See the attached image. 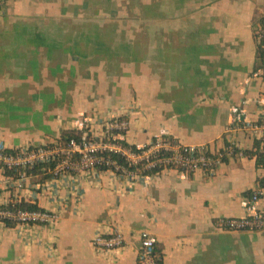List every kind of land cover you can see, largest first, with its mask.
Segmentation results:
<instances>
[{
	"label": "crops",
	"instance_id": "obj_1",
	"mask_svg": "<svg viewBox=\"0 0 264 264\" xmlns=\"http://www.w3.org/2000/svg\"><path fill=\"white\" fill-rule=\"evenodd\" d=\"M124 8L125 19L87 33V0L0 7V142L49 144L81 115H124L134 146L166 132L211 151L233 140L239 153L212 175L169 169L132 179L104 170L18 181L0 168L1 203L60 215L53 226H0V264H138L143 230L157 237L162 264H264V227H219L247 215L264 178L247 153L259 147L252 133L227 131L233 117L263 115L254 27L264 0H128ZM115 228L126 245L97 253L93 237Z\"/></svg>",
	"mask_w": 264,
	"mask_h": 264
},
{
	"label": "built area",
	"instance_id": "obj_2",
	"mask_svg": "<svg viewBox=\"0 0 264 264\" xmlns=\"http://www.w3.org/2000/svg\"><path fill=\"white\" fill-rule=\"evenodd\" d=\"M8 0H0V7ZM257 53L261 61L256 73L264 75V17L254 27ZM263 109L260 119L233 117L227 126L233 132L235 126L250 131L259 144L257 150L264 153V96L258 99ZM83 116V115H82ZM95 116L77 118L71 129L81 132V140L73 137L67 143L60 139L42 145H23L9 148L0 142V168L9 179L24 180L30 175L28 171L41 164L55 163L49 170L52 177L67 174H91L109 170L117 175L136 179L164 170L177 169L185 174L204 171L214 174L217 167L227 158L237 156L239 151L233 140L223 149L211 151L205 145L185 144L166 132L158 134L151 142L141 145L124 146L130 122L124 115H116L102 122L94 120ZM100 125L101 129H98ZM119 154L127 162L120 163L112 155ZM150 172V173H148ZM15 175H18L16 177ZM263 192L261 186L252 190L248 198V213L242 217H229L219 221V227L226 231L258 230L264 227V213L261 208ZM17 203V202H15ZM10 202H0V226L12 223L20 229L53 226L60 215L53 210L14 209ZM140 255L138 264H160L161 258L156 251L157 237L146 230L140 232ZM92 244L97 253H108L122 249L126 238L120 228L110 233L98 232Z\"/></svg>",
	"mask_w": 264,
	"mask_h": 264
},
{
	"label": "trees",
	"instance_id": "obj_3",
	"mask_svg": "<svg viewBox=\"0 0 264 264\" xmlns=\"http://www.w3.org/2000/svg\"><path fill=\"white\" fill-rule=\"evenodd\" d=\"M263 18V17H262ZM77 138L78 140H81V132H78L76 130H68L65 131L62 136L59 138L60 141H62L63 143H67L71 138ZM124 146H128L127 143H123ZM250 155H256V161H257V165L264 167V153L257 151H248L247 152ZM113 158L117 159L120 163L127 165L126 160L119 154L116 155H112ZM55 163L51 162L49 164H41L38 166H35L33 169L28 171L29 175H38L40 174L41 176V181L46 180L47 178L52 177L51 173L49 172V170H51L52 168H54ZM7 174H12L11 171H7ZM150 173V172H148ZM16 177H18V175H15ZM264 186V178L262 180L261 186ZM9 207L14 208V209H29V210H42L38 207V205L36 203H26V202H19V203H14L11 202L9 204ZM9 226H14L12 223H9ZM162 264V263H160Z\"/></svg>",
	"mask_w": 264,
	"mask_h": 264
},
{
	"label": "rangeland",
	"instance_id": "obj_4",
	"mask_svg": "<svg viewBox=\"0 0 264 264\" xmlns=\"http://www.w3.org/2000/svg\"><path fill=\"white\" fill-rule=\"evenodd\" d=\"M127 2L128 0H87V9H89L87 10V33L89 31H92V33L99 32L101 24L98 23L100 21L102 22L110 19H125L129 14L125 11L124 8V5ZM101 5L105 7V10L99 12L97 8ZM102 13H106L108 17L103 15ZM91 21H96V23H90ZM83 116L81 115L80 118H82Z\"/></svg>",
	"mask_w": 264,
	"mask_h": 264
}]
</instances>
